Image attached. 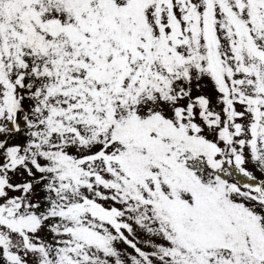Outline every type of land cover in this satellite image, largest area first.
Listing matches in <instances>:
<instances>
[{
  "label": "snow or ice",
  "instance_id": "1",
  "mask_svg": "<svg viewBox=\"0 0 264 264\" xmlns=\"http://www.w3.org/2000/svg\"><path fill=\"white\" fill-rule=\"evenodd\" d=\"M0 264H264V0H0Z\"/></svg>",
  "mask_w": 264,
  "mask_h": 264
}]
</instances>
